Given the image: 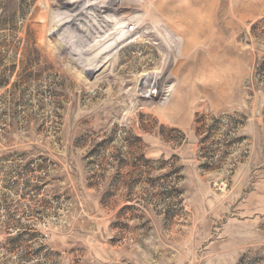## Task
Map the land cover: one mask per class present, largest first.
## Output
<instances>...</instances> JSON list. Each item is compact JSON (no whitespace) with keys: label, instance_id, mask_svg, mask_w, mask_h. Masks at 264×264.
<instances>
[{"label":"rangeland","instance_id":"rangeland-1","mask_svg":"<svg viewBox=\"0 0 264 264\" xmlns=\"http://www.w3.org/2000/svg\"><path fill=\"white\" fill-rule=\"evenodd\" d=\"M67 1L0 0V264H264V0Z\"/></svg>","mask_w":264,"mask_h":264},{"label":"trees","instance_id":"trees-1","mask_svg":"<svg viewBox=\"0 0 264 264\" xmlns=\"http://www.w3.org/2000/svg\"><path fill=\"white\" fill-rule=\"evenodd\" d=\"M208 131L210 132V130H208ZM209 132L207 134H209ZM207 138H209V135H206L204 137V140ZM102 168L104 169V167H102ZM135 168L138 169V167H136V165H135ZM154 169H155V167L152 168V170H154ZM169 175H171V174H169V173L163 174L161 176H158L155 180L160 184V186L164 185V183H165L164 181H166V179H168ZM116 187H117L116 183L112 184L110 190H108L107 193L105 194L104 204H106L107 206L112 204L111 198L114 196V194L116 192ZM162 193L168 195V194H170V191L164 190V191H162ZM129 196H131V193H129ZM168 197H171V195H169ZM129 198H131V197H129ZM20 235H22V233H18L16 236H12L11 238L7 239V241L5 242V244H7V246H6L7 251L11 252L12 250H14L15 247H17V244H18L17 240L19 239ZM0 246H3V244L1 243Z\"/></svg>","mask_w":264,"mask_h":264},{"label":"bare ground","instance_id":"bare-ground-1","mask_svg":"<svg viewBox=\"0 0 264 264\" xmlns=\"http://www.w3.org/2000/svg\"><path fill=\"white\" fill-rule=\"evenodd\" d=\"M83 1H84V0H71V1H67V2L71 3V5H73V7H74L73 9H74L75 11L77 10L78 12H79V11L81 12V11H83V10L80 8V4H81ZM94 1H95V0H94ZM94 1H93V2H94ZM108 1H109V3H110V2L113 1V0H107V2H108ZM119 1H120V0H119ZM89 2H91V0H90ZM101 2H103V3L106 4V6H107V3H105V2H106L105 0H102ZM103 3H102V4H103ZM90 4H91L92 6H93V4L95 5V3H90ZM91 5H90V6H91ZM85 6H86V5H85ZM95 6H96V5H95ZM121 7H122V6H121ZM116 8H117V7H116ZM83 9H84V7H83ZM87 13H88V12H87ZM85 16H86V14H85ZM87 16H88V15H87ZM86 18H87V17H86ZM90 21H91V20H90ZM88 22H89V21H88ZM137 22H138V21H137ZM93 23H95V22H93ZM117 24L119 25V27L122 26V25H120V23H117V22H116V24H115V26H114L113 29H114V30H115V29L118 30V34H119V30H120V28H118V25H117ZM96 25H97V24H96ZM150 25H151V24H150ZM92 27H93V26H92ZM96 27H97V26H96ZM94 28H95V27H94ZM125 30H126V29H124L123 32H124ZM95 31H96V30H95ZM162 35H163V34H162ZM119 36H120V38H121V37H122V38L124 37V35H121V34H119ZM121 40H122V39H121ZM169 46H170V45H169ZM160 61H161V60H160ZM173 63H174V62H173ZM155 78H156V77H155Z\"/></svg>","mask_w":264,"mask_h":264}]
</instances>
